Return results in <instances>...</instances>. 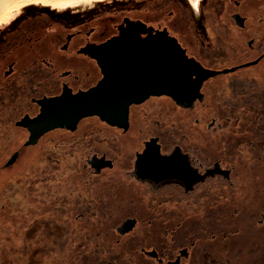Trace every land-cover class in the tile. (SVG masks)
I'll list each match as a JSON object with an SVG mask.
<instances>
[{
	"label": "flooded vegetation",
	"instance_id": "obj_1",
	"mask_svg": "<svg viewBox=\"0 0 264 264\" xmlns=\"http://www.w3.org/2000/svg\"><path fill=\"white\" fill-rule=\"evenodd\" d=\"M217 77L224 84L213 105L227 115L222 122L211 113L204 128L228 126L226 155L180 134L171 114H193L200 126ZM82 105L92 112L27 143L41 113ZM171 126L174 137L165 140L161 130ZM27 145L39 147L37 162L15 178L34 175L41 199L59 194L43 186H69L57 206L37 207L39 221L52 226V254L69 248L67 264H264V0L24 8L0 29V162L14 156L12 166ZM115 173L132 194L128 210L93 194L100 176ZM188 210L198 215V237L194 220L185 223ZM241 212L242 260L233 226ZM111 219L112 243L104 226ZM142 220L146 233L138 231ZM147 234L149 242L122 243ZM54 256L47 264H60Z\"/></svg>",
	"mask_w": 264,
	"mask_h": 264
},
{
	"label": "rangeland",
	"instance_id": "obj_2",
	"mask_svg": "<svg viewBox=\"0 0 264 264\" xmlns=\"http://www.w3.org/2000/svg\"><path fill=\"white\" fill-rule=\"evenodd\" d=\"M23 0H15L12 1L11 4L4 10V14H0V29L5 27L18 13H20L24 8L26 7H33V8H44L48 10H54V11H79L84 8H89L93 6H98L100 4H104L113 0H67V2L63 5L60 4H53L54 2H57L59 0H40L39 2H28L25 4H19V2H22ZM126 1H141V0H126ZM52 3V4H51ZM18 4V5H17ZM60 5V6H59ZM224 78L217 77L216 79L212 80L208 84L209 91L207 90V98L205 99V104L202 106V124L200 126L194 125L193 114H189L187 112L182 113H171L173 118L175 120L180 122V125L182 129L180 130V134H186L187 138L191 139L194 143H199L203 151L207 152L208 154H225L227 153V147L230 144V141L227 142V139L230 138V130L228 126L224 127L221 131H217L210 129L207 130L204 128V123L208 120L211 113L216 114L219 113V116L221 118V121H225V117L227 115V112L223 108H218L219 111L216 112L213 100L215 96V90L218 88V90L222 89L224 84ZM213 87V88H212ZM188 114V115H187ZM92 123V122H90ZM199 127V128H198ZM165 131L164 129L161 130L162 137L166 140L167 138L174 137V130ZM156 130V129H155ZM171 131L173 133H171ZM213 132V133H212ZM173 134V135H172ZM215 138H220L223 141L216 142L214 140ZM16 147V145L10 146V149H13ZM36 155L32 156L31 163L29 165L33 166L35 161ZM9 160V159H8ZM7 160V161H8ZM6 162H0V168L1 166L7 167L11 166L12 163ZM14 162V161H13ZM28 167V169H29ZM4 169V168H3ZM242 169L241 166L237 168V170ZM25 170L21 169L20 171ZM35 170V169H34ZM18 173V172H17ZM79 174H71L69 173V178L72 179V177H78V181L82 183L81 177H79ZM76 175V176H74ZM32 178V179H31ZM31 178L28 176L25 180H23L22 177H16L13 179L16 180L14 183L10 182L5 183L4 188H2V191L0 192V264H47V261L49 259H52L54 256L52 253L54 252L55 248L54 245L50 243V234L52 233V226L45 225V222H40L37 217L40 216L41 210H39L40 207L44 211H47L48 209H52L54 206H57L58 203L63 202L62 198L63 195L65 196V192L68 191L69 186L68 184H64V189L67 190H58L59 184L49 185V187L43 186L48 189H54L55 197H52V194H48L47 197H44L41 199L38 196L37 191L38 185L35 184L36 177L33 175ZM112 178V179H111ZM12 179V178H11ZM34 180L33 182H31ZM16 184V185H15ZM32 185V188H29ZM68 186V187H67ZM30 189L27 191V194H25V189ZM93 194L94 196L97 195L100 197L105 196V199L108 203L112 204H121L124 203L125 205H119L123 209L128 210L129 204L128 200L126 199L128 196L132 195L131 193L127 192L128 188L125 186V182L123 180H120V178L116 175V173L112 176L110 174H104L100 176V179L98 183H96L95 187L93 188ZM62 191V192H60ZM127 192V193H126ZM50 193V192H49ZM28 198V200H24ZM38 204L39 206H35L34 204ZM128 203V204H127ZM241 204V202H240ZM123 211V210H120ZM140 211V210H139ZM147 210L143 209L140 211V216H142L143 213H145ZM187 218L185 220V223L189 224L188 222L190 220H194V223L196 224L195 227L197 228L194 236L198 237V215L195 214V212H192L188 210L187 212ZM116 217V216H115ZM114 217V218H115ZM197 219V220H196ZM196 220V221H195ZM77 220H74L76 222ZM114 219H111L110 221H107V223L104 225L105 228L109 229L112 227V224L114 223ZM234 257L236 259H240L244 255V248L242 247V241H243V232L245 229L244 223H243V214L242 212L235 217L234 219ZM161 224V220L156 221V227ZM237 227L239 228V232L237 231ZM144 230L145 233L147 231V226L145 225L144 221H141L140 226L138 227V231ZM143 231V232H144ZM250 231H255V228L253 226V222L250 226ZM193 232V231H192ZM111 233V231H110ZM108 238L112 239L109 240L110 243H112L116 237V234L111 233ZM148 235V234H147ZM138 239V238H136ZM136 239H130L125 238L123 240V244H127L128 242H149L150 238L149 235L144 237L142 240H136ZM112 241V242H111ZM198 242V240H197ZM67 245V242H65ZM82 244V243H81ZM241 245V246H240ZM245 246V245H244ZM198 250V248H196ZM196 251V250H194ZM69 248H65L64 250L61 249L60 253L56 256H54L56 259L59 260L60 264L63 262L64 258V264L68 263V260L70 259L69 256ZM65 256V257H64ZM140 255L138 256V258ZM141 259V258H140ZM142 260V259H141ZM242 260V259H240ZM46 261V262H45ZM70 261V260H69ZM71 262V261H70ZM139 264H149L145 260H142L139 262Z\"/></svg>",
	"mask_w": 264,
	"mask_h": 264
},
{
	"label": "bare ground",
	"instance_id": "obj_3",
	"mask_svg": "<svg viewBox=\"0 0 264 264\" xmlns=\"http://www.w3.org/2000/svg\"><path fill=\"white\" fill-rule=\"evenodd\" d=\"M12 1L15 0H0V14H4V10L11 4ZM40 0H23L22 2H19V4H25L28 2H39ZM84 1V0H83ZM41 2V1H40ZM67 2V0H59L57 2H54L53 4H60L63 5ZM52 4V3H51ZM18 5V4H17ZM59 5V6H60ZM135 110V108H134ZM188 115V114H187ZM17 132V131H16ZM129 132V133H128ZM127 132V135L129 134V136H132L135 134L134 130H130ZM20 132H18L19 134ZM213 133V132H212ZM136 135V134H135ZM12 137V136H11ZM137 137V136H136ZM16 138V137H15ZM7 141V140H6ZM134 141V140H133ZM13 142V141H12ZM133 143V142H132ZM12 145V144H11ZM28 146V145H27ZM6 149V147H5ZM6 152V150H5ZM4 152V153H5ZM39 147L37 146H28L24 149V151L20 154V156L18 157V159L16 160V162L11 166V167H7V168H0V192L2 191V188H4L5 183L9 182L8 185L10 184L11 178L13 179V177L15 176V174L17 172H19L21 169H28L31 160H32V156L36 155V157L34 156L33 158H35L36 162H37V155L39 153ZM7 153V152H6ZM2 159V158H1ZM2 162V161H1ZM34 162V163H36ZM35 166V164H34ZM29 172V171H28ZM33 172H31L32 174ZM20 174V173H19ZM15 178V177H14ZM16 185V184H15ZM6 187V186H5ZM5 189V188H4ZM7 189V187H6ZM46 262V261H45Z\"/></svg>",
	"mask_w": 264,
	"mask_h": 264
},
{
	"label": "water",
	"instance_id": "obj_4",
	"mask_svg": "<svg viewBox=\"0 0 264 264\" xmlns=\"http://www.w3.org/2000/svg\"><path fill=\"white\" fill-rule=\"evenodd\" d=\"M210 74V73H209ZM205 76V75H204ZM79 99H75V105H77ZM54 105V104H53ZM89 111L86 106H75L74 111L71 113L61 112V111H44L39 116L31 120L33 129H31V134L27 143L32 142L43 130L53 126L55 124H61L67 120H76L79 116L87 114ZM14 160V156H12L7 163H11Z\"/></svg>",
	"mask_w": 264,
	"mask_h": 264
}]
</instances>
